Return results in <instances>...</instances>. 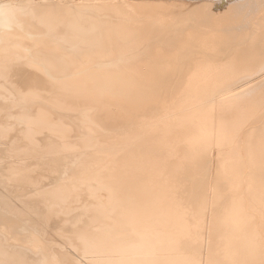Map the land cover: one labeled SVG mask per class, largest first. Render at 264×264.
<instances>
[{
  "label": "bare ground",
  "instance_id": "1",
  "mask_svg": "<svg viewBox=\"0 0 264 264\" xmlns=\"http://www.w3.org/2000/svg\"><path fill=\"white\" fill-rule=\"evenodd\" d=\"M5 1L0 185L43 220L79 209L86 264H264V0H203L168 29L85 9L19 20ZM103 1L92 10L122 13ZM12 202L0 192V221L25 222ZM3 245L0 264L44 262V244Z\"/></svg>",
  "mask_w": 264,
  "mask_h": 264
},
{
  "label": "rangeland",
  "instance_id": "2",
  "mask_svg": "<svg viewBox=\"0 0 264 264\" xmlns=\"http://www.w3.org/2000/svg\"><path fill=\"white\" fill-rule=\"evenodd\" d=\"M46 1V2H45ZM112 1V3L114 4H118V5H120V7H121V9H122V13H117L116 14V12H114V14L115 15H113V14H111V15H109L110 14V12L108 13V15L106 14V11L105 10H100V11H98L97 13L95 12V10L97 9V10H99L100 9V7H102V5H103V2H105V1H103V0H89V1H87V0H6L5 2L7 3V4H9V5H11V4H14V6H16L17 5V9L15 10V12H16V14H21V15H19V16H17L15 13H14V15L16 16L15 18H18V17H20V19L21 18H24V16H30V13L29 12H31L33 9L35 10V11H39V9H42V10H46L47 8L48 9H53V10H57V8H59V9H61V10H58L57 12H54V14H55V16L57 17L58 15H72V14H75V15H72V16H74V17H76V18H78V17H80L79 16V14H81L82 12H83V9H85L84 10V14H85V16L87 15L88 17H89V15H90V17L91 18H93L94 20H96V19H98V15L99 16H101L102 17V15L104 14V12H105V14H104V16L106 17V16H110L109 17V19L111 20V19H113V20H115V21H117V20H121L122 18H124L126 21H128V22H131L134 26H139L140 28H145V27H147L148 26V28L150 29V28H152L153 26V24H162V25H164L165 26V28L166 29H168V27L170 26V24L174 21V19H175V17L176 16H178V14H183V13H192V11H193V8L195 7V5H197L200 1H203V0H111ZM86 3H90V4H93V5H95V6H89V4L87 5ZM32 4V5H31ZM26 5V6H25ZM12 6V5H11ZM35 7V8H34ZM56 7V8H55ZM69 7V8H68ZM20 10H19V9ZM67 8V9H66ZM24 9V10H23ZM29 9H30V11H29ZM37 9V10H36ZM78 9H82V11H78ZM92 9H95V10H92ZM13 10V11H14ZM12 11V10H11ZM19 11H21V13H17V12H19ZM27 11H29V12H27ZM89 13H88V12ZM91 11H93L92 13H91ZM22 12H23V15H22ZM75 12V13H74ZM77 12V13H76ZM99 13H101V14H99ZM113 13V12H112ZM84 14L81 16L82 18L84 17L85 18V16H84ZM92 14V15H91ZM14 15H12V16H14ZM86 16V18H88ZM90 17H89V19H90ZM12 18V17H11ZM19 19V18H18ZM18 19H14V20H18ZM19 19V20H20ZM12 23V22H11ZM118 23V22H117ZM34 24L36 25V27L37 28H40L41 27V25L39 24V22L38 21H34ZM88 24V23H87ZM250 73V72H249ZM244 74V75H243ZM243 74H241L242 75V77H244V76H247V73H243ZM246 74V75H245ZM264 76V75H263ZM1 101V100H0ZM217 149L215 148L213 151H212V155L214 156V157H217ZM34 160V159H33ZM33 160H30V158L28 159V162L31 164V165H33L34 166V164H35V160L33 161ZM31 161V162H30ZM37 163V162H36ZM5 165H6V163H5ZM5 165H4V162H3V164H1L0 166H4L5 167ZM216 165V164H215ZM32 166V167H33ZM37 165L35 164V166L34 167H36ZM4 167H2V169H1V171L0 172H3V168ZM40 167H42V166H40ZM40 167H38V168H36L37 170H32V174H33V172H34V176L35 177H37V176H39V175H42L43 174V178H45L46 179V181L48 180L45 176H46V174H47V176H49V173H48V171H44V170H40ZM39 169V170H38ZM38 171H39V173H38ZM42 171H44V173H46V174H44V173H42ZM36 173V174H35ZM38 173V174H37ZM37 175V176H36ZM51 176V175H50ZM188 182V181H187ZM185 185H188V184H185ZM189 186V185H188ZM187 189H184L183 187H182V189H181V191H185V192H183V193H186V195H187V192H189V190L188 189H190V188H188V187H186ZM184 189V190H183ZM179 190H180V188H179ZM186 190H187V192H186ZM5 191V192H4ZM0 192H3V194L5 195V196H7V198H9V200L13 203L12 205H14V207H15V209L17 208L18 209V207H20L19 209H22L23 208V210L24 211H26V215L27 216H31L32 217V219L34 220V221H32V220H30V218L31 217H28L27 218V216L25 217L26 219V221L29 219L30 221H32V222H30V221H28L27 222V225L26 224H24L25 222H23V219H24V216L22 217V215L20 216V217H22V218H20L19 216L17 217V216H13L14 218L12 219L11 218V221L9 220V216L8 215H5L4 217H2V220L0 221V230H1V232H0V234H5V235H0V237L2 238H4V240H5V242H3L2 240L0 241L1 242V245L4 243V245H6V246H10V245H8V244H11V245H13V246H10L12 249H14L15 248V246H16V249L15 250H19V251H24L23 249H24V247L25 246H27L28 247V249H26V251H24V253H27V255H30V256H32V257H40L41 258V255H42V253H43V256L45 257H42L43 259H44V262H43V264H47L48 262L50 263V264H54V263H58L59 262V264H63L62 263V261H61V259L58 257L59 256V252H64V253H66V252H68V253H66V254H71V257H72V255L73 256H75V259H77V258H79L78 260H80L83 264H86L85 262L86 261H84V257L83 256H80L79 255V253H78V251H77V249H76V251H77V253L78 254H76V251H74L75 250V248H74V246H72L75 242H76V239H75V237H76V235L75 234H73V232L72 231H74V229H75V227H77L78 225H80V224H82V221L83 220H79V218H77L78 216H76V215H74V213L72 214L71 212V214H69V212H66L67 214H69V215H71V217H67V218H65L66 216H67V214L66 213H64V212H60V214H63L64 213V215L63 216H65V217H62V216H57V215H59V214H57V215H52L53 217H52V219H49V218H51V217H49L48 219H46V220H43L44 219V217H42L41 215H39V216H41V217H39L38 218V215L36 214V213H32L31 211H29V209L28 210H25V209H27L26 207H24L25 205L23 204V202H20V200L18 201V199H17V197L15 196V195H13V194H11V192H9V191H7V189L6 188H4V186L3 185H0ZM6 192H8V193H6ZM11 195H10V194ZM103 193V192H102ZM13 196V197H12ZM15 199V200H14ZM22 207V208H21ZM28 211V212H27ZM75 211H77V210H75ZM78 211H80L79 209H78ZM77 211V212H78ZM32 214H31V213ZM76 212V213H77ZM27 213H30V214H27ZM75 213V214H76ZM34 214V216H35V214L37 215V216H32ZM68 215V216H69ZM8 216V217H7ZM54 216L57 218V220H55L54 219ZM74 216L76 217V219L79 221V224H78V221L76 220V219H74ZM7 217V218H6ZM11 217H12V215H11ZM37 217V218H36ZM73 217V218H72ZM6 218V219H5ZM19 218H20V220H19ZM43 218V219H42ZM60 218V219H59ZM62 218H65V219H67V221H71V222H69V225H67L66 226V224H68L67 223V221H65V219H62ZM70 218V219H69ZM73 220H72V219ZM16 219V220H15ZM41 219H42V221H41ZM62 219V220H61ZM69 219V220H68ZM18 220V221H17ZM49 221V223H48V221ZM51 220H52V222H51ZM60 220V221H59ZM5 221V222H4ZM14 221V222H13ZM15 221H16V223H18V222H20V223H18L17 225H15ZM22 221V222H21ZM37 221V222H36ZM39 221V222H38ZM57 221V222H56ZM63 221V222H62ZM72 221H74V222H76V224L73 222L72 223ZM33 222H35V223H33ZM42 222V223H41ZM43 222H47L46 224L47 225H45V223H43ZM60 222H62V223H60ZM11 223V224H10ZM12 223H14V224H12ZM21 223H23V225H25L24 226V228H23V225L21 224ZM29 223H31V224H29ZM39 223V224H38ZM55 223V224H54ZM64 223H66V224H64ZM72 225H77V226H71V224ZM2 224H3V226H2ZM9 224V225H8ZM40 224H42V225H40ZM58 224V225H57ZM60 224H61V227H62V225L63 226H66V227H63V230H62V228H60ZM12 225V226H11ZM14 225L15 226H17L16 227V229L14 230ZM20 225V226H19ZM34 225V226H33ZM21 226H22V228H21ZM32 226V227H31ZM38 226H40V227H38ZM59 226V227H58ZM3 227H5V228H3ZM6 227H7V229H6ZM72 228V229H67V230H72L71 232V234L67 231V230H65L66 228ZM73 227H74V229H73ZM9 228V229H8ZM18 228H19V231H18ZM29 228V229H28ZM33 228H34V231H33ZM37 228H39L38 230H37ZM44 228V229H43ZM53 228V229H52ZM56 228V229H55ZM23 229V230H22ZM59 229H61V230H59ZM4 230V231H3ZM13 232H12V231ZM20 230H22V231H20ZM37 232H36V231ZM42 230H43V232H42ZM47 230V231H46ZM59 231V232H57V231ZM17 231V232H16ZM29 231H31V234H33V235H31L30 234V232ZM61 231H63V232H61ZM8 232V233H7ZM24 232V233H23ZM34 232V233H33ZM12 233V234H11ZM16 233V234H15ZM19 233V234H18ZM25 233H27V235L25 234ZM48 233V234H47ZM59 233H60V235H59ZM63 233H65V234H63ZM11 234V235H10ZM23 235V237H22V235ZM37 234V236H35L36 237V239H37V237H38V240H36L35 239V237H34V241H33V237L32 236H34V235H36ZM42 234V235H41ZM45 234V235H44ZM58 234V235H57ZM18 237V238H20V239H18L16 236ZM49 235V236H48ZM72 235V236H71ZM5 236V237H4ZM12 236V237H11ZM15 236V237H14ZM27 236H29L30 238H32V239H29V237H27ZM45 236V237H44ZM49 238H48V237ZM64 236H67V237H64ZM69 236H71V237H69ZM11 237V238H10ZM63 237V238H62ZM69 237V238H68ZM16 238V239H15ZM24 238V239H23ZM53 238V239H52ZM11 239H12V241H11ZM15 239V240H14ZM18 239V240H17ZM23 241H22V240ZM48 239H50V242L48 241ZM55 239V240H54ZM64 239H66L67 241H70L71 243H65V241L66 240H64ZM68 239H70V240H68ZM72 239V240H71ZM7 240V241H6ZM27 242H26V241ZM32 240V241H31ZM52 240H54L53 242H52ZM20 241H22V243H20ZM28 241H31L32 243H30V242H28ZM37 241V242H36ZM38 241H39V243H38ZM9 242V243H8ZM15 242V243H14ZM60 242V243H59ZM74 242V243H73ZM16 243H18V244H16ZM19 243H20V245H21V247H20V245H19ZM28 245H27V244ZM33 243L36 245V244H39L40 245V243H42V244H44L43 245V249H45V250H43L42 248H41V246H42V244L40 245V246H35V245H33ZM47 243H49L48 245H47ZM54 244V247H56V248H54L53 247V244ZM14 244H15V246H14ZM32 244V245H31ZM58 246H57V245ZM60 244H61V246H60ZM70 244V245H69ZM3 245V246H4ZM19 245V246H18ZM50 245V246H49ZM67 245V246H66ZM32 246V247H31ZM35 246V247H34ZM27 247H25V248H27ZM40 247V248H39ZM48 247H50V248H52L53 247V249L56 251V254H58L57 255V257H56V255L54 256L53 254H55V251L54 252H52L51 250H50V248L48 249ZM57 247H58V249H57ZM70 247V248H69ZM17 248H19V249H17ZM21 248H23V249H21ZM32 248V249H31ZM60 248H64L63 250H61ZM30 249V250H29ZM36 249H38V251H39V249L42 251V253H40L41 255H39V254H37L38 253V251L36 250ZM52 249V250H53ZM61 251H60V250ZM31 250H35L34 252L33 251H31ZM66 252H65V251ZM30 251V252H29ZM46 252V253H44V252ZM49 252V254H48V252ZM51 251V252H50ZM57 251H58V253H57ZM70 251V252H69ZM36 252V253H35ZM40 252V251H39ZM23 253V252H22ZM33 255H32V254ZM34 253H35V255H34ZM51 253H53V254H51ZM36 254H37V256H36ZM45 255H47V256H45ZM49 255V256H48ZM79 255V256H78ZM52 256H53V259H52ZM70 256V255H69ZM84 259H83V258ZM74 258V257H73ZM56 259H58V260H55ZM50 260V261H49ZM54 260V261H53ZM45 261H46V263H45ZM61 261V262H60ZM48 263V264H49Z\"/></svg>",
  "mask_w": 264,
  "mask_h": 264
}]
</instances>
